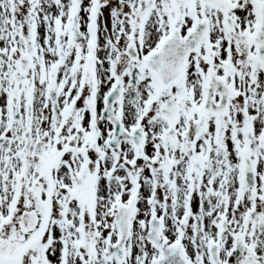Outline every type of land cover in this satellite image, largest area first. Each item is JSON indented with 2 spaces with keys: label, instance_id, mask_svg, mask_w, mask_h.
<instances>
[{
  "label": "snow or ice",
  "instance_id": "obj_1",
  "mask_svg": "<svg viewBox=\"0 0 264 264\" xmlns=\"http://www.w3.org/2000/svg\"><path fill=\"white\" fill-rule=\"evenodd\" d=\"M0 264H264V0H0Z\"/></svg>",
  "mask_w": 264,
  "mask_h": 264
}]
</instances>
